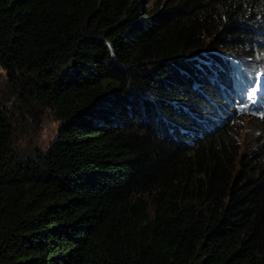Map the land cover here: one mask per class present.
<instances>
[{
	"label": "trees",
	"instance_id": "obj_1",
	"mask_svg": "<svg viewBox=\"0 0 264 264\" xmlns=\"http://www.w3.org/2000/svg\"><path fill=\"white\" fill-rule=\"evenodd\" d=\"M0 66V264H264V0H0Z\"/></svg>",
	"mask_w": 264,
	"mask_h": 264
},
{
	"label": "rangeland",
	"instance_id": "obj_2",
	"mask_svg": "<svg viewBox=\"0 0 264 264\" xmlns=\"http://www.w3.org/2000/svg\"><path fill=\"white\" fill-rule=\"evenodd\" d=\"M255 65V64H254ZM0 85L5 88L7 86V73L0 66ZM259 81L256 82V86ZM61 125V120L56 117L55 113L46 109L37 118L24 117L15 122L16 137L15 147L17 151L29 153L38 148H47L49 144L56 138L58 129ZM243 137L248 131L247 124L241 126Z\"/></svg>",
	"mask_w": 264,
	"mask_h": 264
},
{
	"label": "clouds",
	"instance_id": "obj_3",
	"mask_svg": "<svg viewBox=\"0 0 264 264\" xmlns=\"http://www.w3.org/2000/svg\"><path fill=\"white\" fill-rule=\"evenodd\" d=\"M254 77H255V81H254V83H253V87L256 88V87H258V86H256V82L259 81L260 78L264 79V69H263V68H259V69H257V70L255 71V73H254ZM261 84H264V82L262 81ZM259 85H260V84H259ZM252 90H253V89H252ZM256 95L258 96L257 99H255V97H254V95H253V91H251L250 94H249V97H250L251 99H255V100H254V103H263V102H260V98H261L262 96H264V91H258V92L256 93ZM247 98H248V97H246V99H247ZM259 107L263 108V104H260ZM231 116H233L235 119H236L237 116L239 117V115L237 114V112H236V113H232ZM249 116H250V115H249ZM215 121H216V118H213V119L209 118V125H206V127H209L212 123H215ZM205 123H206V122H205ZM218 124L221 125L222 122H221V123L219 122Z\"/></svg>",
	"mask_w": 264,
	"mask_h": 264
},
{
	"label": "snow or ice",
	"instance_id": "obj_4",
	"mask_svg": "<svg viewBox=\"0 0 264 264\" xmlns=\"http://www.w3.org/2000/svg\"><path fill=\"white\" fill-rule=\"evenodd\" d=\"M253 94L255 95L257 91H264V84L258 85V87L253 88Z\"/></svg>",
	"mask_w": 264,
	"mask_h": 264
},
{
	"label": "bare ground",
	"instance_id": "obj_5",
	"mask_svg": "<svg viewBox=\"0 0 264 264\" xmlns=\"http://www.w3.org/2000/svg\"><path fill=\"white\" fill-rule=\"evenodd\" d=\"M249 87H251V86L249 85Z\"/></svg>",
	"mask_w": 264,
	"mask_h": 264
}]
</instances>
